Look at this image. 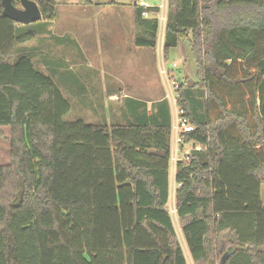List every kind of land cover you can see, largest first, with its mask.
<instances>
[{
    "label": "trees",
    "instance_id": "trees-1",
    "mask_svg": "<svg viewBox=\"0 0 264 264\" xmlns=\"http://www.w3.org/2000/svg\"><path fill=\"white\" fill-rule=\"evenodd\" d=\"M32 1L54 21L53 1ZM159 12L135 7L137 47L157 48ZM2 13L0 0V264H187L168 212L169 121H66L62 91L18 56L34 35ZM181 41L197 66L196 80L175 75L185 140L202 151L178 164L177 222L194 264H264V0H168L165 61Z\"/></svg>",
    "mask_w": 264,
    "mask_h": 264
},
{
    "label": "rangeland",
    "instance_id": "rangeland-1",
    "mask_svg": "<svg viewBox=\"0 0 264 264\" xmlns=\"http://www.w3.org/2000/svg\"><path fill=\"white\" fill-rule=\"evenodd\" d=\"M51 1L56 7L52 28L51 22L43 20L17 27L19 36L34 35L33 40L18 46L19 58L23 56L32 59L37 68L50 77L63 92L72 107L66 121L84 120L96 126L134 122L142 124L139 123L142 119L134 117L129 112V116L120 117V108L130 101L123 100L121 104L110 103L107 91L115 92L121 88L118 87L119 84L115 79L101 73V69L107 72L119 70L121 63H126L131 55L130 50L134 48V39L137 34L133 19V4L137 0ZM137 2L138 4L146 2L149 7L159 8L168 4V0ZM164 32L165 21L159 27L160 47L158 51L157 48L155 50L157 52L156 64L154 63L149 70H143L142 67L140 68V63H137L136 69L131 70L132 75L129 76L140 80L136 88L129 91L134 98H150V93L143 90L146 89L144 88L146 81H151L157 89L161 86L164 90V86H168V83L162 70L165 69L170 75L176 77L171 71L174 63H177L189 75L190 78L187 77V80L193 81L197 75V66L188 41H181L177 48L170 51L169 58L165 61L162 56ZM145 50L149 51V49ZM112 53L115 54V60L112 59ZM117 57L121 61H117ZM130 61L128 59L127 62ZM111 81L114 82L111 83ZM10 137V128L0 127V166L10 163ZM262 197L264 200V185L262 186ZM173 220L178 238L183 243L181 227L175 217Z\"/></svg>",
    "mask_w": 264,
    "mask_h": 264
},
{
    "label": "crops",
    "instance_id": "crops-1",
    "mask_svg": "<svg viewBox=\"0 0 264 264\" xmlns=\"http://www.w3.org/2000/svg\"><path fill=\"white\" fill-rule=\"evenodd\" d=\"M137 1H135L133 4V7H134L133 19H134V21H135V14H136L135 13V7L140 6V4H138ZM144 3H146V2H144ZM146 4L148 5V3H146ZM154 7H156V6H154ZM157 8H159V7H157ZM157 16H158V14H157ZM50 24H51L50 26L52 28V26L54 25V21H52ZM164 35H165V32H164ZM164 35H163V39H162V52H163L162 56H163V58H164ZM28 46H30V45H28ZM133 46H134V48H132L130 50L131 55L128 57V59L131 61L127 62L128 61V59H127L126 63H124V64L121 63L119 70H117V71L110 70L109 72H107V71H103L101 69V73H103V74L105 73V74L109 75L111 78L115 79V81L119 84L118 87L121 88L120 90H116L115 92H113L112 90H108L107 91L109 93L108 94V100L110 103H119V104H121L123 100L130 101V103H126V105H124L123 108L122 107L120 108V110H121L119 112L120 117L127 116L128 112H129V113H132V115L134 117L142 119V122H139V123L157 125V124L162 123L164 121H169V124L172 125V109H171L170 101L167 100V98H166V95H167L166 88H165L166 85L164 86L165 91L163 90V87L161 88V86L159 87L160 88V91H159V88L157 89V86H154L151 81H146L145 87H144L146 89H143V90L150 93V95H151L150 98H134L133 96H131L129 94L130 93L129 91H131L132 89H135L136 85L140 81L139 79L135 80L131 76H129V75H132L131 70L136 69L137 63H140V68L142 67L143 70H149L150 67L154 65V63L156 64V58H157V54H156L157 52L155 51L156 49H151V48H146V47H137L135 45V39H134ZM159 47H160V40L158 39L157 51L159 50ZM145 49H149V51H147ZM112 54H113L112 59L115 60V54L114 53H112ZM116 60L121 61V59L119 57H117ZM145 64H146V66H145ZM147 66H149V68ZM42 68H43V66H42ZM175 69L178 70V73L180 75L179 74L177 75L174 72ZM94 70L96 72L98 71L97 69H94ZM171 71L174 73V75L179 77L180 82L184 79H187V77H189V75L184 70H182L177 63L173 64ZM117 72L119 74H117ZM195 78L193 80H195ZM112 82H114V81H111V83ZM134 106H136V107H134ZM138 106H140V107H138ZM82 121H84V120H82ZM84 122L86 124L92 125L89 122H86V121H84ZM134 124H138V122H134ZM119 125H128V124H119ZM261 197H262V188H261ZM262 201H263V205H264V200L262 199ZM172 219H174V218H172ZM182 236H183V243L181 241H180V243H181V246L183 248V252H184L187 264H194L192 257H191V254H190V251H189V248L187 247L183 233H182ZM263 250H264V248H263Z\"/></svg>",
    "mask_w": 264,
    "mask_h": 264
},
{
    "label": "built area",
    "instance_id": "built-area-1",
    "mask_svg": "<svg viewBox=\"0 0 264 264\" xmlns=\"http://www.w3.org/2000/svg\"><path fill=\"white\" fill-rule=\"evenodd\" d=\"M142 1V0H138ZM140 6L149 8V6L140 2ZM161 13L159 12V25L167 20L166 12L168 11V4L161 6ZM150 14L143 13V16L147 18ZM166 15V16H165ZM166 17V18H165ZM162 74L165 75L168 86H166V98L170 101L172 109V125H171V142H170V190L168 201V212L172 218L177 219L176 208V194L178 189L182 186L177 182V167L182 161H188L195 152H201L202 147L192 142L187 143L185 135L195 131V126L191 123L190 119L185 115V111L180 107L179 100L180 94L178 93L179 83L176 78L170 75L167 70H162Z\"/></svg>",
    "mask_w": 264,
    "mask_h": 264
},
{
    "label": "water",
    "instance_id": "water-1",
    "mask_svg": "<svg viewBox=\"0 0 264 264\" xmlns=\"http://www.w3.org/2000/svg\"><path fill=\"white\" fill-rule=\"evenodd\" d=\"M20 7L13 4L12 0H2L3 17L8 18L21 25H30L37 23L43 19L42 11L39 5L32 0H19ZM248 248H245L247 250ZM237 249L231 248L222 258L225 263L227 259L233 255Z\"/></svg>",
    "mask_w": 264,
    "mask_h": 264
}]
</instances>
